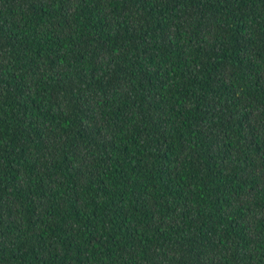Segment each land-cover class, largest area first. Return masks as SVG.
<instances>
[{"label": "trees", "instance_id": "1", "mask_svg": "<svg viewBox=\"0 0 264 264\" xmlns=\"http://www.w3.org/2000/svg\"><path fill=\"white\" fill-rule=\"evenodd\" d=\"M0 264H264V0H0Z\"/></svg>", "mask_w": 264, "mask_h": 264}]
</instances>
